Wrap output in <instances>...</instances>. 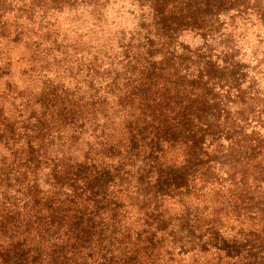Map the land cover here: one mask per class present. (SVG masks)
Instances as JSON below:
<instances>
[{"label":"trees","instance_id":"1","mask_svg":"<svg viewBox=\"0 0 264 264\" xmlns=\"http://www.w3.org/2000/svg\"><path fill=\"white\" fill-rule=\"evenodd\" d=\"M0 80V264H264V0H0Z\"/></svg>","mask_w":264,"mask_h":264},{"label":"rangeland","instance_id":"2","mask_svg":"<svg viewBox=\"0 0 264 264\" xmlns=\"http://www.w3.org/2000/svg\"><path fill=\"white\" fill-rule=\"evenodd\" d=\"M13 79H14V81L16 82V84L19 86V85H21V83L23 82V78L19 75V73H18V70H15L14 72H13ZM2 82V80H0V87H1V85L3 84V83H1Z\"/></svg>","mask_w":264,"mask_h":264}]
</instances>
